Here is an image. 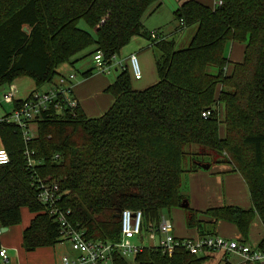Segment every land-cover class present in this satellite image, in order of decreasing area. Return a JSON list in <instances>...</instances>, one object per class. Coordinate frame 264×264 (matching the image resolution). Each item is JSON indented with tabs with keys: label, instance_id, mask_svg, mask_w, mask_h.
I'll return each instance as SVG.
<instances>
[{
	"label": "trees",
	"instance_id": "obj_1",
	"mask_svg": "<svg viewBox=\"0 0 264 264\" xmlns=\"http://www.w3.org/2000/svg\"><path fill=\"white\" fill-rule=\"evenodd\" d=\"M155 1L0 0V87L21 76L30 77L36 88L50 83L58 66L72 64L91 46L90 54L99 50L110 62L136 35L148 38L157 51V81L136 90L130 70L121 69L105 88L113 101L98 117H87L79 106L72 115L49 108L33 121L29 140L15 124L0 121L9 155L0 165V225L18 224L22 207L33 213L22 232L26 251L63 240L59 223L37 199L32 174L58 183V206L88 239L116 241L125 208L140 209L145 223L181 209L186 228L199 237L214 235L218 223L226 222L245 243L256 216L264 228V0H222L213 7L182 2L173 19L182 27L195 25L182 48L144 30L142 15ZM80 20L93 35L78 27ZM233 42L243 46L238 61L227 56ZM25 99H15L13 108ZM205 110L210 115L203 117ZM25 150L31 152L33 171L26 168ZM198 155L209 160H197ZM201 164L224 165L239 174L250 206L182 207L188 201L182 175ZM257 246L264 249V239ZM133 261L205 264L206 258L181 247L168 254L144 246ZM114 264H126L125 258L115 256Z\"/></svg>",
	"mask_w": 264,
	"mask_h": 264
},
{
	"label": "crops",
	"instance_id": "obj_2",
	"mask_svg": "<svg viewBox=\"0 0 264 264\" xmlns=\"http://www.w3.org/2000/svg\"><path fill=\"white\" fill-rule=\"evenodd\" d=\"M165 1H167L169 5H174L173 9L175 10L182 2L187 0ZM195 1L208 7H213L215 4V0ZM155 5H161V0L155 1ZM173 21L175 22L174 19ZM178 25V22L177 24L173 23L171 28L166 32L159 30V28L153 30L156 31L161 38L174 40L175 44L177 43L176 41L179 39L182 45H187L195 31V25L185 27L184 29L179 31ZM143 28L147 32L152 31L147 30L144 26ZM136 36H140L142 39V41L140 42V46L134 51L128 53L122 60L121 64L117 62L118 60L116 57V59H114L113 62L109 64V67L107 69H104L106 71L102 73H94L97 70L94 68L95 66L92 58L93 53L90 57V53L93 50L89 51L86 54L81 51L74 57V62L72 64H67L68 68L70 66L71 69L74 66L73 64L78 65L81 69L79 72L80 76H77V74L69 70L66 72H59L58 68L61 65L64 66L65 63L61 64L57 68L58 74L55 76L52 82L47 83L48 86L46 88L41 89L45 85L44 84L40 87H35V89H33L30 93L36 90L44 91L52 83L59 82L61 81V78H65L67 74L73 73L75 75L72 80L73 94L78 101L79 108L87 117L93 118L100 116L107 110V108L111 105L113 101L111 94L108 93L105 88L114 80V78L118 74V68L124 69L128 66L129 69V63L127 58L129 55L135 54L137 56V59L139 57L140 60L144 58V63L142 67L143 72H141V77L139 79H134L135 81H138L141 80L143 77L146 78V82L141 85L140 89L147 87V85L156 82L158 79L154 66L155 48H153V46L150 44L151 41L148 38L141 35ZM92 47L95 48V46ZM242 48L243 46L241 44L235 42L230 43L227 48V56L229 57V59L232 61L240 60L242 57ZM150 51L152 58L148 59L146 56ZM86 56H88L89 58H87ZM87 70H90V73L88 75H83V72ZM113 72L115 73V76L113 79L110 80L109 75ZM7 88H11L13 90L12 83L5 85L4 90ZM4 90H2V92ZM14 98L16 100H22L21 98H17L15 93ZM12 108V103H0V117L9 113ZM222 134L223 131L221 129L220 135ZM0 149H4L1 138ZM228 169L229 168L224 165H213L209 170H197L195 172L189 173L187 179L189 186L188 197L190 202L188 201V204L193 209L197 210H203L209 206H218L222 204H233L244 208L249 207L250 201L246 199L248 191L244 181L242 180L239 174L227 172ZM225 193L231 198H235L236 196L240 197L241 195H243L245 196L243 197L244 202H227L225 200ZM202 204H205V206L200 207V205ZM23 209H26L27 213H24ZM171 212H178V215L180 214V218L182 219V222L179 219L176 220L175 223L172 222L173 233L176 237L191 240L199 238L195 229L186 228L181 209L174 208L169 212L165 211L163 213L167 215ZM20 216V222L18 224L6 227V230L0 235V249H5L6 251V258H2L0 256V264H60V258L62 255L74 254L73 251H71L70 249L69 243H67L68 245L62 243L65 240L56 243L54 246L41 247L36 248L32 251H26L22 247V232L28 226L30 220L33 217V213L29 212L26 207H22L20 209ZM215 234L220 235L226 239L240 241V237L235 226L226 222L218 223ZM144 236H146V234ZM262 239H264V228L259 218L256 216L250 226L249 235L246 243L251 245H257L258 242ZM149 240L151 239L144 237V243L146 244L145 246L154 245L157 242L156 240ZM199 256L206 258L205 264H242L241 259L237 255L230 253L226 254L222 250H204L199 254ZM125 261L126 264H137L133 261V256L126 257Z\"/></svg>",
	"mask_w": 264,
	"mask_h": 264
},
{
	"label": "built area",
	"instance_id": "obj_3",
	"mask_svg": "<svg viewBox=\"0 0 264 264\" xmlns=\"http://www.w3.org/2000/svg\"><path fill=\"white\" fill-rule=\"evenodd\" d=\"M222 0H215L214 5H221ZM182 24V21L180 22ZM152 39H157L156 31L150 32ZM93 63L98 70H104L115 59L111 56V61L103 59L101 51L97 50L93 56ZM129 70L133 79L141 77V69L137 56H128ZM73 73L67 74L61 81L52 83L44 91H33L19 107L12 108L9 113L0 117V121L15 124L22 132L24 140H29L32 136L31 129L33 121L42 112L53 108L57 113L68 111L73 114V110L78 106V101L73 94L72 80ZM15 100L14 91L11 88L0 93V103H12ZM203 117L210 115V110L201 113ZM26 168L33 171V160L31 152L24 151ZM58 158V155H54ZM9 161V155L5 149H0V165ZM33 184L37 191V199L44 205L47 213L54 217L61 229V238L68 241L73 255L64 254L60 258V264H114L115 256H133L146 245L144 237L156 240V244L151 247H158L168 254L181 247L190 254L199 255L204 250H222L226 254H235L242 264H264V249L257 245H251L238 240L226 239L220 235H207L197 239H185L176 237L173 233V224L165 213L159 214L158 222H144V216L140 209L125 208L119 214L120 235L116 241H102L88 239L84 231L75 229L67 220L68 210H62L58 206L62 195L59 185L54 180L42 179L32 174ZM0 225V235L2 234ZM146 234V236H144ZM0 256L6 258L5 249H0Z\"/></svg>",
	"mask_w": 264,
	"mask_h": 264
},
{
	"label": "rangeland",
	"instance_id": "obj_4",
	"mask_svg": "<svg viewBox=\"0 0 264 264\" xmlns=\"http://www.w3.org/2000/svg\"><path fill=\"white\" fill-rule=\"evenodd\" d=\"M173 6L174 5H169L167 1L165 0H161V5H155V2L151 3L145 10V12L143 13L142 15V22H143V26L147 29V30H152L153 29H156V28H159V30L163 31V32H166L168 31L171 26L173 25V23L177 24V21H173ZM172 19V21H171ZM172 22V23H171ZM171 23V25H170ZM179 26V25H178ZM78 27L81 28V29H86L88 30L92 35L94 34V32L92 30H90L86 23L83 21V20H80L78 22ZM185 27H182V26H179V29H184ZM142 41L141 37L140 36H133L127 44H125L119 51L117 54H115V59L117 57V62L119 64L122 63V60L125 58V56L134 51L136 48H138L140 46V42ZM177 43L175 44V47L176 48H182V47H185L186 45H182L181 44V41L178 39L176 41ZM91 50H94V48L91 46V47H88L87 49L83 50L82 52L83 53H88L89 51ZM157 53V51L155 50V54ZM92 56V54L90 55V57ZM87 58H89L88 56H86ZM84 57V58H86ZM148 59H151L152 56H151V51L148 52V55L146 56ZM128 58V57H127ZM86 60H89V59H86ZM138 63H139V66L141 68V72H143V63H144V58L140 60V58L138 57ZM78 62V61H76ZM66 65V66H65ZM74 65V66H73ZM72 66V69L68 68V65L67 63L63 65H61L59 68H58V71L59 72H66V71H72L73 73L77 74V76H80L79 75V72H80V67L78 65H75L73 64ZM127 66V64H126ZM95 68V67H94ZM97 71H95L94 73H102L106 70H103V71H100L98 70L97 68H95ZM127 69H128V66H127ZM121 69L118 68V72L120 71ZM211 72H213L212 69H210ZM109 79H113L114 76H115V73L113 72L112 74L109 75ZM146 82V78L143 77L141 80H138V81H135L133 78H131V87L133 88H136V89H140L141 88V85L143 83ZM153 84V83H151ZM150 84V85H151ZM12 86H13V90H14V93L16 95L17 98H25L33 89H35V83L34 81L28 77V76H21V77H18L16 79H14L12 81ZM48 86V84L46 83L41 89L43 88H46ZM149 86V85H147ZM5 86H2L0 87V93L2 92V90H4ZM32 129H34V126L32 127ZM32 129H31V132H32ZM196 147H192L191 146V150L195 149ZM207 156H201V155H198L196 156V159L197 160H205V161H208L209 158H206ZM213 166V165H212ZM211 166V167H212ZM210 167V168H211ZM210 168L208 169H203L201 167V169H198V170H209ZM197 171V170H196ZM195 172V171H194ZM192 173V172H190ZM189 174V173H188ZM188 174H183L182 175V186H181V191L186 195L188 201H189V197H188V194H189V186H188ZM246 199L249 200V196L248 194L246 195ZM243 195H241L240 197L236 196L235 198H231L230 196H227V194L225 193V200L227 202H238V203H242L244 202V199H243ZM190 202V201H189ZM190 206V205H189ZM205 204H202L200 205V207H204ZM191 207V206H190ZM192 208V207H191ZM24 213H27V210L26 209H23ZM169 219H171V221L173 223L176 222V220H180L182 222V219L180 218V214L178 215V212H171L170 214L168 213L166 215ZM179 216V218H178ZM148 238V237H147ZM152 240V239H151ZM149 240V241H151ZM148 241V240H147ZM63 244L65 245H68V241H63L62 242ZM23 247V246H22Z\"/></svg>",
	"mask_w": 264,
	"mask_h": 264
},
{
	"label": "water",
	"instance_id": "obj_5",
	"mask_svg": "<svg viewBox=\"0 0 264 264\" xmlns=\"http://www.w3.org/2000/svg\"><path fill=\"white\" fill-rule=\"evenodd\" d=\"M24 30H26V28H24ZM201 167L203 168V169H208L210 166H209V164H201ZM188 205V201H186V200H183V203H182V207H185V206H187ZM118 216V215H117ZM6 230V227H3L2 228V232H4Z\"/></svg>",
	"mask_w": 264,
	"mask_h": 264
}]
</instances>
